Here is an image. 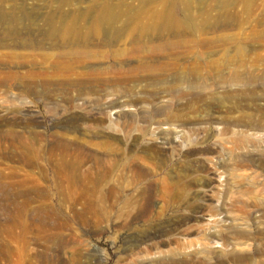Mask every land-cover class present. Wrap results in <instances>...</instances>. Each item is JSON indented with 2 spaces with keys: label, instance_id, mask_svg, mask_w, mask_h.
I'll list each match as a JSON object with an SVG mask.
<instances>
[{
  "label": "rangeland",
  "instance_id": "1",
  "mask_svg": "<svg viewBox=\"0 0 264 264\" xmlns=\"http://www.w3.org/2000/svg\"><path fill=\"white\" fill-rule=\"evenodd\" d=\"M0 1L11 14L39 15L63 0ZM68 1L74 14L99 13L102 1L175 3L185 22L179 63L202 67L189 84L153 78L95 93L105 110L4 79L0 264H264V0ZM9 52L24 54L0 50ZM25 70L21 59L0 61L3 78ZM234 74L241 82H229ZM185 89L195 96L174 98ZM160 218L180 219L177 231Z\"/></svg>",
  "mask_w": 264,
  "mask_h": 264
},
{
  "label": "bare ground",
  "instance_id": "2",
  "mask_svg": "<svg viewBox=\"0 0 264 264\" xmlns=\"http://www.w3.org/2000/svg\"><path fill=\"white\" fill-rule=\"evenodd\" d=\"M57 2L58 12L55 14L28 15L22 9L17 14H11L4 6L6 1H0V50L19 47L24 51L20 56L11 52L0 54V61L5 58L21 59L26 68L22 73L10 71L5 78L0 74V86L6 78L14 80L22 76L26 93L30 94L35 87L51 92H74L78 102H81L78 105L105 110L104 96H94L95 93L153 78L160 79L164 85H172V82L189 84L202 67L198 63L187 68L179 63V49L186 45L180 39L185 35V22L176 17L175 3L170 8H158L161 3L145 1L135 8L138 13L155 5L157 9L150 16L142 17L133 7L110 1L95 4L99 13L93 8L89 13L81 14L73 13V1ZM180 2L189 14L190 2ZM62 7H68L69 12H60ZM192 28V31L198 30L197 27ZM194 34L196 31L190 35ZM163 36L175 41L155 47L146 46L142 41ZM126 37L131 38L134 47H126ZM116 46L119 48H114ZM134 61L135 64H132ZM102 63L108 65L102 67ZM218 67H214L216 72L221 71V66ZM231 76L229 82H241L240 74ZM175 95L174 98L181 99L195 96V93L185 89ZM118 104L114 101L107 109ZM168 106L165 109H170ZM165 109L155 112L160 114ZM148 121L151 123L153 119L149 117ZM159 220L167 233L177 231L176 226L181 222L177 218ZM213 238L217 236L207 239L208 243L213 242ZM169 263L178 262L169 260Z\"/></svg>",
  "mask_w": 264,
  "mask_h": 264
}]
</instances>
